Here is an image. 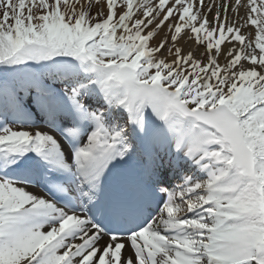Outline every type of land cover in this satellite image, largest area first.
Wrapping results in <instances>:
<instances>
[{
    "label": "snow or ice",
    "instance_id": "1",
    "mask_svg": "<svg viewBox=\"0 0 264 264\" xmlns=\"http://www.w3.org/2000/svg\"><path fill=\"white\" fill-rule=\"evenodd\" d=\"M0 264H264V0H0Z\"/></svg>",
    "mask_w": 264,
    "mask_h": 264
}]
</instances>
